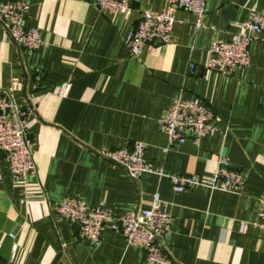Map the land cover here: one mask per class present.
<instances>
[{
	"label": "crops",
	"instance_id": "crops-1",
	"mask_svg": "<svg viewBox=\"0 0 264 264\" xmlns=\"http://www.w3.org/2000/svg\"><path fill=\"white\" fill-rule=\"evenodd\" d=\"M11 1L28 5L25 25L43 44L22 49L0 28V96L18 79L16 105L36 108L29 131L36 177L25 188L11 181L0 152V264H144L142 251L108 227L89 248L54 209L79 195L89 207L105 203L123 214L147 209L155 192L172 218L161 245L173 263L264 264V229L251 224L264 197V31L250 45L248 67L229 77L203 68L212 41L229 40L253 11L264 15V0H207L198 31L192 15L177 11L170 43L143 46L138 56L125 39L142 11H160L163 0H130L127 18L100 13L96 0ZM65 83L60 97L54 89ZM175 99H199L217 132L198 147H168L157 121ZM135 142L164 177L134 181L101 156ZM222 161L245 176L239 193H177L167 178L209 175Z\"/></svg>",
	"mask_w": 264,
	"mask_h": 264
},
{
	"label": "built area",
	"instance_id": "built-area-1",
	"mask_svg": "<svg viewBox=\"0 0 264 264\" xmlns=\"http://www.w3.org/2000/svg\"><path fill=\"white\" fill-rule=\"evenodd\" d=\"M130 0H96L97 10L106 13H119L127 18L132 10ZM160 11L144 10L137 26L125 39V45L132 56H138L143 46L165 45L170 43L173 26L177 22L176 12L186 11L194 18L195 30H203V17L207 0H163ZM28 5L22 1H5L0 4V28L11 41L28 51L38 49L42 44L40 32L25 25ZM237 32L227 40L215 39L210 44L203 68L222 76H232L236 71L250 65V45L264 31V15L252 12L248 19L237 25ZM194 69L190 66V70ZM70 85L65 83L54 89L60 97L66 96ZM22 91L18 79H12L9 87L0 96V152L7 165L11 181L25 188L28 181L36 177L32 143L29 131L34 124L35 106L24 102L19 108L14 95ZM159 130L167 139V146L182 145L189 141L198 147L200 141L217 132L212 111L199 99L181 101L175 99L157 121ZM168 148L162 150L164 154ZM101 156L112 165L125 171L129 178L138 180L143 174L164 177L161 169H156L146 159L145 145L135 142L130 149L106 150ZM173 191L177 193L195 188H205L224 193H239L245 185V176L229 169L222 161L209 175H170L167 176ZM23 193V191H22ZM54 214L77 229L79 239L89 248L101 243L104 229L120 234L127 246L140 249L144 264H175L162 249V239L169 234L172 222L166 204L157 192L151 195L147 209L116 214L105 203L89 207L79 195L65 196L54 209ZM257 219L253 227L264 229V197L257 202ZM247 225L240 226L245 232ZM10 239L14 235L8 236ZM16 251L13 245L12 252Z\"/></svg>",
	"mask_w": 264,
	"mask_h": 264
},
{
	"label": "water",
	"instance_id": "water-1",
	"mask_svg": "<svg viewBox=\"0 0 264 264\" xmlns=\"http://www.w3.org/2000/svg\"><path fill=\"white\" fill-rule=\"evenodd\" d=\"M232 168V167H231Z\"/></svg>",
	"mask_w": 264,
	"mask_h": 264
}]
</instances>
